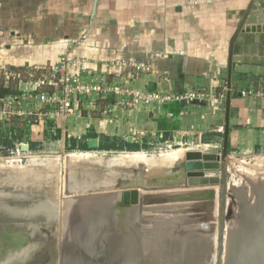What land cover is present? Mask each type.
Here are the masks:
<instances>
[{
  "label": "crops",
  "instance_id": "crops-1",
  "mask_svg": "<svg viewBox=\"0 0 264 264\" xmlns=\"http://www.w3.org/2000/svg\"><path fill=\"white\" fill-rule=\"evenodd\" d=\"M75 1L78 21L69 23L68 31L75 38L72 52L76 55L61 51V43L53 47L49 38H44L42 42L47 44L36 49V56H45L48 46L58 53L57 59L64 53L77 56L87 61L85 67L93 75H105L111 82H121V87L160 93L166 99L156 98L143 106L113 112L112 93L102 101L91 96L75 108L80 116L58 118L64 121L63 149L70 147L71 141L84 145L94 137L99 147L107 148L104 150L119 146L128 152L148 150L168 141L213 145L224 139L228 97L229 147L245 153L264 147V99L255 95L257 90H264L263 32L259 45L247 51L235 48L229 79L231 39L251 5L257 17L264 18V0ZM45 30L39 29L40 35ZM10 36L18 37V32L13 30ZM3 38L0 47L7 42L3 56L11 62L16 56L25 55L26 59L32 54L31 43L38 46L41 42L38 35ZM123 60L144 61L151 72L132 76L134 63ZM190 92L195 93L192 99L187 97ZM103 101L108 106L104 110ZM106 139L115 143L106 145Z\"/></svg>",
  "mask_w": 264,
  "mask_h": 264
},
{
  "label": "rangeland",
  "instance_id": "rangeland-1",
  "mask_svg": "<svg viewBox=\"0 0 264 264\" xmlns=\"http://www.w3.org/2000/svg\"><path fill=\"white\" fill-rule=\"evenodd\" d=\"M75 2V0H0V38L4 37L2 40H6L7 36H9L10 39H30V37L36 38V35L41 37L40 45H38L39 47L37 46V43H31L32 54L28 53L26 59L24 58L25 55H22L20 58L14 54L17 59H11L13 61L11 62L9 60L10 58L8 59L3 56L6 46H4V43L7 42H3V45L1 44L0 47V54L2 55L0 56V197H3L0 202H4L6 207H10V197V199L14 200V206L17 208L16 211L18 208L23 209L22 211L18 210L17 213L13 215H3V211L1 210L3 208L0 207V264H15L23 257L22 250H20L19 247L27 246L28 244V236L27 234L22 233L23 229L26 231L30 230L31 234H36L37 231H40V229L44 227L42 223H45L50 219L45 211H51L53 208H57V202L50 198V195L53 198L54 195H59V190L55 189L57 183H62L66 192L69 190L71 191V189L73 191L85 188L98 189L97 187H104L113 184L120 186L121 180H123L122 177L127 176L129 179L133 172L134 166H130L128 163V166H111L113 171L109 168L110 165L106 164V162L110 160L109 158H112L115 153H118L119 151H127L126 149L104 150L101 147L95 149H82V145L78 143H75V148H73V141L69 142L70 147L67 146L63 149L64 143L62 140L64 139L62 137L64 135L63 132L65 131L64 121L59 122L58 118H53L51 116V105L46 104L47 101L35 102V99L29 100V98L25 97L27 93L31 95L34 89L35 79L42 76V73H47L51 68V62L57 60L56 55L58 53H53V51H50V47L46 45L43 46H46V49L49 48L47 51L48 53L46 55L44 53L45 56H36V49H40L42 44H47L46 42H42L44 38H49L50 43H53L54 45L53 47L58 46V44L61 43V51L72 52V48L75 46L73 39L75 38L70 34L68 29L71 27V24L69 23L78 21L75 16L77 13L76 11H78L77 8L74 7ZM61 3L63 5H61ZM10 22L17 23L13 26H9L8 24ZM43 28H46V30L40 35L39 29ZM13 30L18 32V37L10 36ZM55 43H57V45ZM72 55L76 54L72 52ZM22 58L24 59L22 60ZM122 62H130V64L135 63L127 60H123ZM45 66L47 68H43ZM131 67L133 71H129L131 75L141 74L135 71L134 65H131ZM150 70L147 72H151ZM109 82H111V80ZM112 83H114V81H112ZM120 83L121 82L116 84L120 86ZM122 88L130 89L125 86ZM133 90L141 92L148 91L136 88ZM24 91L27 93H24ZM33 94L35 95L36 92H33ZM16 96L19 98V101L17 100V102L15 99ZM89 97L91 96H87L82 100L80 105L83 102L87 103ZM94 97L97 98L96 96ZM131 97V94L122 91L117 94V92L114 91L110 96V101L115 107L113 112L117 111L116 109H130L142 106L133 101V98L130 99ZM103 99L104 98L102 97H99V99L97 98V100L101 101ZM106 104H104L103 101L101 109H107L108 106ZM88 109L92 110L91 107ZM84 111L85 110H83V113ZM113 112L109 113L113 114ZM70 125L71 124L67 122V126L70 127ZM106 140L108 141L106 142V145H110L113 142L109 139ZM222 141L223 139L220 140V142L218 140V143L213 145H207L206 143L202 145L200 142L194 144L184 141L175 143H170L168 141L165 143L163 142V144L160 145L157 144L156 146H152L150 149L143 151L149 156V158H152L147 164L151 165L154 163L151 167L155 168L157 183L154 186L150 184L147 189L141 188L140 192L143 196L165 195L166 197L168 195L167 197L169 198L175 197V200H165V202L159 204L162 205V207L164 205L169 208L172 204H176L177 206L181 204L183 206L189 205L190 200H182L179 195L185 194L187 196L199 191H204L206 194V192L212 188H208V184H188L189 177L186 173L187 170L195 172L207 170L221 172L222 168L225 167L228 173V181H230V190H228V193L230 192L233 195L227 196V201L224 204L222 214H220L219 210L221 201L219 196L216 200H213V198L208 199L204 194L206 199L203 198V196L201 198L202 200H192L190 206H192L191 208L195 209L197 212H192L190 206L185 207V211L183 210L181 212L155 211V208L154 211H152V207L155 204L158 205L159 202L155 200V202L146 203L145 200L144 207L146 208L144 210L149 211H145L143 214L145 216L149 214L152 215H149L148 219L147 217L145 218L149 224L156 223L154 220L156 218H161L167 225L168 222L171 223L173 219H177V216L180 213L188 216H191L192 213H199L200 216L198 217L200 220L198 219V224L201 225L200 227H203L204 222L213 224L209 226L208 224H205L208 226L206 227L210 229L211 234L203 235V239H205L203 240V243L206 244L208 242V246H204L205 250H202L200 256H198L195 249L196 243L192 244L191 242L193 239L192 234L189 236L188 234L183 235V237H188L185 243L177 238L173 245L170 240H167L169 238L167 235L168 232H165V239H162L164 244H161V248L158 247L155 250L150 249L148 251V257L152 258L154 257L153 255L162 254L161 262L165 261L166 264H196L199 261V264H215L217 231L222 222H225L226 228H228V234L226 235L227 251L225 253V260L230 259L231 257V251L236 246L234 245V241L243 246L247 245L248 241H246V244H242L243 242L239 240V236H241L242 232H238V228L240 225L251 227L255 219H249L247 217L243 218L242 215L245 216L247 211L249 213L252 211L256 213L262 208V203L259 202L260 198L258 195H260V187L262 183H264V161L261 157L260 159H257V157H264V147H257L256 150L247 153L241 151V149L229 147L230 159H228L227 163H222L219 158L223 147ZM23 144L28 145L29 149H22ZM171 149H184L195 152L199 156L197 158L199 163H202L203 165L217 163L218 166L217 168H211L196 165L198 167L189 168L187 167L188 160H186L185 155H181L182 158L184 156V159L178 164L179 166L181 165V168L178 170L173 162L170 164L169 160L157 155L160 154L161 151H170ZM138 151L142 150L140 149ZM80 152H92L95 156H98L89 159L90 163H88L89 161L85 162V160H82L83 162L81 160L77 162L76 160H73L74 158H71V154H77ZM34 159H38V161H35ZM116 161L117 160H113L111 162L115 163ZM80 162L81 164L77 165ZM141 163L143 164V162ZM156 163L165 165V167L156 170ZM114 166L116 168H114ZM148 171L149 170L145 172ZM221 184L215 186L214 189L218 190ZM116 190H119V188L117 189L116 187ZM38 191L42 193L45 192L46 194H44V196L46 197ZM66 192L64 194H67ZM258 198L259 201H257ZM144 199L146 198L144 197ZM211 200H213V203L209 204V201ZM159 205L158 207H160ZM62 209H64L63 212L68 210L69 214L74 211L70 210L72 209V206L66 201L65 203L62 202L61 210ZM156 213L158 214V217H155V215H157ZM129 216L130 213L127 214L128 218H130ZM80 217V214L77 216L71 215V218L65 219L63 222V229L66 234L69 232L70 238H75L74 227L76 226V223L79 222ZM169 217H171L172 220H170ZM145 219H142V222L146 223ZM131 221L132 222L129 225L132 224V226L139 227L137 219L132 218ZM145 223H141L142 227H145ZM172 226L175 227V224H172ZM50 230L52 231V229ZM166 230L167 227L164 231ZM42 235L43 234H39L38 236L41 237ZM179 235L180 234L176 233V237ZM56 238L57 240L62 238L59 232H57ZM21 240H25L23 244L20 243ZM53 241L54 249L52 254L54 253V257L52 258L55 259V264H60V260L62 259H59L60 250L58 251V249H56V246H58L57 241ZM249 244L252 245V241H249ZM185 247H188L190 250L187 251ZM172 248H174L173 251H171ZM184 249L185 254L183 253L182 255ZM168 254L170 256L172 255L170 257L171 261L166 260L169 258ZM10 255H14L15 258L9 261ZM178 261L180 262L178 263Z\"/></svg>",
  "mask_w": 264,
  "mask_h": 264
},
{
  "label": "water",
  "instance_id": "water-1",
  "mask_svg": "<svg viewBox=\"0 0 264 264\" xmlns=\"http://www.w3.org/2000/svg\"><path fill=\"white\" fill-rule=\"evenodd\" d=\"M262 32L264 33V18H258L257 12L254 9V6L251 5L246 11L243 12L242 19H241V21L237 27V30L235 31V33L231 39V42H230L229 79L231 78V75H232V61H233L232 56H233V52H234L235 48L240 46L241 49H244L247 51L248 47L256 45V44L259 45V43H261V40L263 39ZM229 112H230V97H228V100H227L223 147H222V152H221L220 157H219L222 163H227L228 159H230V154H229V136H230ZM131 140H132L131 137H128V141H131ZM87 146L89 149L98 148L99 147L98 138L94 137V138L88 139L87 140ZM22 149H29V146L23 144ZM124 161H125V163L123 165L128 166V164H130V166H134V168H133V172L131 173V178L128 179L127 176H124L123 179L125 182L121 181L120 186L113 184V185H108V186L106 185L104 187H97L98 189L85 188V189L76 190V191L75 190L73 191L71 189V191L69 190L66 192L64 189V185L60 182L57 183L55 185L56 186L55 189L59 190V193H58L59 195H57V196L54 195V198H53L49 194L51 200H55L57 202V208H53V210H51V211H45V213L47 214V216L50 217V219L47 220L45 223H42L44 227L42 229H40V231H37L36 234L35 233L31 234V231H27L29 234V238L27 240L28 244H29V242L31 243V246H33L34 243L43 244V243H46L49 239H52V237H54L55 242L57 241V244H58V246H56V249H58V251L60 250L59 259L61 258V253H63L65 249L69 253V255L75 252V246L77 244V241H79L80 239H83V237L79 236V234H78L80 229H77L76 227L78 224L86 226L88 224L86 222H88V221H83L82 219H80L81 218L80 217L79 222L76 223V226L74 227L75 238H70L69 232H67V234H66L64 229H63V224H64L63 222L65 221V219L71 218V215L77 216L79 214L81 215V213H78L77 209H74V211H73V209H70L73 211L71 214H69L68 210L66 212H63L64 209L61 210V204H62V202L65 203V201L68 204H70L72 207H74V206L78 207L79 203H82L81 201H92V200L100 199L102 197L106 198V195H108L110 198H112L113 196H111V195H118L117 204H118V207H120V211L122 210V212H123V210H124V211H127V213H129L130 211L135 210V212H136L135 215L138 216L140 212L144 213L145 211H149V210H144L145 209V207H144L145 200H146V203H152V202H155V200H157V202H159L158 204H162L163 202H165V200L166 201L175 200V197L169 198V197H167L168 195L166 197H165V195L143 196V194L140 192L141 188L147 189V187L150 186V184H152L154 186L157 183V181H156L157 178L155 177V168L150 167V165L147 163L142 164L140 161L132 160L130 158H124ZM85 162H87V161L85 160ZM188 162H190V161H188ZM88 163H90V161ZM79 164H81V162ZM175 165H176V169L179 170L181 168L177 163H175ZM144 167H145V171H147V170H149V171L145 172ZM162 167H165V165H160V164L156 163V170L159 168H162ZM186 173L189 177L188 184H200V185L208 184L209 185L208 188H210V187H212V188L210 190H208L206 192V194L204 193V191H199V192L192 193V195H187V196L185 194L179 195L180 199H182V200L183 199H189L190 203H191V201L195 200V199L196 200H199V199L202 200L201 198L204 196V194L207 198L210 197L211 199L213 198V200H216L217 197L219 196V198L221 200L219 210H220V214H222L223 209H224V204L227 201V196L228 195L233 196L230 192L228 193V190H230V186H229L230 181H228L227 169L225 167H223L221 172L213 171V170L200 171V172L187 170ZM218 184H221V186L218 189L219 191L214 189V187L217 186ZM116 187H117V189L119 188V190H116ZM217 191H218V195H217ZM38 192L41 193L43 196H44V194H46L44 191H43L44 193H42L40 191H38ZM65 192L67 194H64ZM205 196L203 198H205ZM44 197H46V196H44ZM98 197H100V198H98ZM144 197L146 199H144ZM2 198L3 197H0V201ZM9 200L11 201L10 207H6L4 202H0V207L3 208V209H1L3 211V215H5V214L6 215H13V214L17 213L18 210H20V211L23 210V209L18 208V210L16 211L17 208H15V206H14L15 205V203L13 202L14 200L10 199V197H9ZM45 200H46V198H45ZM47 200H48V198H47ZM213 200L209 201V204L213 203ZM190 203H189V205H184V206L182 204L179 206L174 204V205L170 206L169 209L165 206L162 207V205H159L160 207H158V205H157V210L158 211L161 210L162 212L163 211L181 212L185 209V207H189ZM131 206H133V207H131ZM191 207L192 206H190V208ZM104 208H99L98 209L99 213H97V212L94 213V217H92V220H89V221L96 223V226H98V228H100L98 233H97L95 240H93L92 238H89L90 239V245L87 246V250L85 252L86 257L84 259L85 260L91 259V262H90L91 264H98L92 258L91 250L93 251V255L96 254L97 259L100 258L101 260H105V259H107L108 254H111L112 250L114 251V250L119 249L118 248V246H119V244H118V241H119L118 232L120 230L117 229V224H115L113 222V225H112V223H110L111 221L109 220V218H106L105 214L103 215L102 210H104ZM191 211L197 212L193 208H191ZM263 211H264L263 208H261V210L256 212L254 217H253L257 223L256 228H258L259 232H262V233H264L263 232L264 225L261 223L262 220L264 219ZM108 213L111 214L109 210H108ZM18 214H20V213H18ZM99 215L100 216L102 215V216L100 217ZM198 216H200L199 213H192L191 216L184 215V214L180 213L177 216V220L173 219V221H171V223L168 222V224H167L168 234L167 235L169 236L170 240L172 239V240H175V242H176V240L178 238V240H181L185 243V241L188 237H183V235L188 234V236H189L192 234L193 235V239L191 240L192 244H194V243L197 244L199 240L203 241L204 240L203 235L211 234L210 229H208L207 227L209 225H213V224L208 223V226L203 224V227H200L201 225L198 224V219H199ZM100 218H105V220L100 219ZM206 221H207V219H206ZM131 222L132 221H131V217H130V218H128V225ZM141 223H145V222H141ZM148 223L149 222L146 221L145 224H148ZM172 224H175V227H173ZM45 225H46V227H45ZM118 226L120 227V224ZM95 227H93V228H95ZM141 228H142V225L141 226L139 225V229H140L141 233L138 236V240L141 243V245L144 246L143 248L146 249V251H143L142 255L144 257H142L141 259H146V260H143V262L145 261V264H153L151 261V258L148 257L149 256L148 251H149L150 247L153 249V247H152L153 245H154V249L158 248V243H156V240H160L159 239L160 232L159 231L157 232L155 242L152 245L144 244L145 242L149 241L148 239H149L150 233L146 229H141ZM50 229H52V231ZM76 230H78V231H76ZM57 232H59L62 236V238L60 240H57V238H56ZM176 233L180 234V235L176 237ZM39 234H43V235L40 237V236H38ZM227 234H228V228H226L225 222H222V224L220 225V227L218 228V231H217V241H216L217 252H216L215 264H231V259H232L231 257H230V259L225 260V255H226L225 253L227 251V249H226V235ZM238 235H240V234H238ZM107 239H108V241L105 243V241ZM112 239L114 240V243L110 247V243L112 242ZM98 240H100L101 242H99ZM24 241L25 240H21L20 243L23 244ZM196 247H197V245H196ZM24 248L27 249L26 247H24ZM242 248H244L243 250L245 252H248L250 250H251V252H253L252 246H250V248L243 246ZM110 249H111V251H110ZM128 250H129V248H128ZM259 250H261V247L259 248ZM138 251L140 252V254L142 253L140 251V247H139ZM26 252H28V251H26ZM196 252H197V250H196ZM114 253H116V251H114ZM200 253L202 254V251ZM197 254H198V256L201 255L199 253H197ZM231 256H232V254H231ZM255 258L256 259L258 258V256H256L255 254H253V255L252 254L251 255L244 254L243 256H241V258L239 260H237L238 262L237 261L236 262H237V264H247L250 261V259H255ZM60 261H61V264L64 262L62 259ZM63 264H65V262ZM142 264H144V263H142Z\"/></svg>",
  "mask_w": 264,
  "mask_h": 264
},
{
  "label": "bare ground",
  "instance_id": "bare-ground-1",
  "mask_svg": "<svg viewBox=\"0 0 264 264\" xmlns=\"http://www.w3.org/2000/svg\"><path fill=\"white\" fill-rule=\"evenodd\" d=\"M184 149H186V148H184ZM184 149H174V150L171 149L170 151L167 150V151H163V152L161 151V153L157 154V155L159 157L161 156V158L164 157V159L169 160L170 164L172 162L174 164L175 163L180 164V161L184 159V156L182 158L181 155H185L186 160L190 161V162L187 163V167H189V168L198 167L196 165H200V166H203V167L217 168V166H218L217 163L208 164V165H203L202 163H199L197 161V158L199 157L198 154H196L195 152H191L189 150H184ZM71 156H72L71 158H74L73 160H76V161L79 162L80 159L81 160L90 161L89 159H91L93 157H97L98 155L95 156V154L92 153V152H85V153L80 152V153H77V154L73 153V154H71ZM260 157L264 161V157H262V156L257 157V159H260ZM124 158H130V159L137 160V161H140V162H143V163H149L150 160L152 159V158H149V156L143 151H133V152L119 151L118 153H115L112 158H109L110 160H108L106 162V164L110 165L109 168L113 171V168H112L113 165H123V163H125ZM34 160L38 161V159H34ZM113 160H117V161L115 163H113V162H111ZM71 161H72V159H71ZM77 165H80V164L78 163ZM153 165H154V163H153ZM153 165L151 164L150 167L153 166ZM114 168H116V167L114 166ZM117 168H119V167H117ZM17 176H20V175H17ZM123 178L124 177H122V179ZM123 180H121V181H123ZM18 183H19V181H18ZM93 186H96V185H93ZM26 188H27V186H26ZM260 188H261L260 193H259L260 195H258V197L260 198V201H259V198L257 199V201L262 203L261 207L264 209V183H262ZM165 193H167V192H165ZM111 196H113V197L110 198L108 195H106V198L98 197L100 199L92 200V201H81L82 203H79L78 207H75V206L72 207L73 210L77 209V212L81 213V215H82L81 219L83 221H88V222H86L88 224L86 226L85 225H78L76 227L77 229H80L78 234H79V236H82L83 239H80L79 241H77V244L75 246V252L69 255V253L65 249L64 252L61 253V258L65 262V264L66 263L67 264H81V263H83V262L80 263L79 260H80V258L82 257L83 254L84 255L86 254L85 252L87 250V246L90 245V239L89 238H92L93 240H95L96 236H97V233H98V231L100 229V228H98V226H96V223H94L92 221H89V220H92V217H94V213H96V212L99 213V210H98L99 208H104V207L106 209L104 208V210H102L103 211V215L105 214L106 218H109V220L111 221L110 223H112V225H113V222L115 224H117V229L120 230L118 232V237H119V241H118L119 246H118V248L120 250L119 249L118 250H114V251H116V253H114V251L112 250L111 254H108L107 259H105V260H101L100 258L97 259L96 258V254L93 255V251L91 250L92 258L98 264H142V263L145 264V262H143V260L141 258L144 257L142 254H143V251H146V249L143 248L144 246L141 245V243L138 240V236L140 235L141 231H140L138 226L135 227V226H132V224L128 225V217H127L128 213L125 212L124 210H123V212H122V210L120 211V207H118V204H117L118 195H111ZM209 198L210 197H208V199ZM154 207H155V211H157V205L156 204L152 207L153 208L152 211H154ZM108 210L110 211L111 214L108 213ZM129 213H130L129 217H131V219L132 218L137 219L140 226L142 225L141 224L142 219H145L147 216L151 215V214L148 213L149 215L145 216L143 214V212H140L139 215L136 216L135 215V213H136L135 210H132ZM263 213H264V211H263ZM215 214H217V213H215ZM254 215H255L254 211H252L251 213H249L247 211L246 215L245 216L242 215V216H243V218L247 217L249 219H253ZM156 216L158 217V214L155 215V217ZM171 217H169V218L172 220ZM148 218L149 217H147V219ZM153 218H154V216H153ZM100 219H104L105 220V218H100ZM174 220H177V219H174ZM154 221H156V223H150V224L148 223L147 225L145 224V227L141 228V229H146L150 233V236H149V239H148L149 241L145 242L144 244L152 245L155 242V238H156L157 232L159 231L160 232V234H159V239L160 240H156V243H158V247L161 248V244L163 243L162 239L164 238V233L167 232V230L164 231V229H166L167 225H166V223H164V221L161 218H156ZM206 223L204 222V224H206ZM261 223L264 225V219L262 220ZM119 224H120V227L118 226ZM256 225H257L256 220H254L253 225L251 227H246V225L245 226L244 225L243 226H241V225L239 226L238 232H242L241 236H239V240L243 242L242 244H244V243L246 244V241H248L246 247L250 248V246H252V249H253L252 251L254 253L251 252V250L250 251L247 250L248 252H245L243 250L244 248H242L243 245L237 244L234 241V245H236V246L233 248L234 250H232V252H231V254H232V256H231V258H232L231 259V264H237V262H238L237 260H239L241 258V256H243L244 254H248V255L255 254L256 256H258L257 259L256 258L255 259H250V261L247 264H264V233L259 232V229L256 228L257 227ZM93 227H95V228H93ZM28 231H30V230H28ZM263 232H264V230H263ZM22 233L27 234V236L29 238V234H28V232L25 229L22 230ZM53 240H54V237L52 239H49L46 243H43V244L34 243V245L31 246V243L29 242V244H27V246L19 247L20 250H22L23 257L20 258L18 260V262H16L15 264H55V261H54L55 259L52 258V257H54V253L52 254L53 249H54L53 248V245H54V241ZM167 240H170V238H168ZM98 241L101 242L100 240H98ZM107 241H108V239L105 241V243ZM249 241H252L253 245L249 244ZM170 242H171V244L174 245L175 240L171 239ZM113 243H114V240L112 239V242L110 243V247L112 246ZM229 243H228V245H229ZM196 245H197V247L195 249L197 250V253L201 254L200 252L203 249L205 250V247L208 246V242L205 244V243H203V241L199 240ZM24 247H26L27 249H25ZM139 247H140V251L142 252L141 254L138 251ZM152 247L154 249V245ZM260 247H261V250H259ZM128 248H129V250H128ZM150 249H152V248L150 247ZM185 249L187 251L190 250L188 247L187 248L185 247ZM185 249H184V251H182V255L185 252ZM173 250H174V248L171 249V251H173ZM26 251H28V252H26ZM110 251H111V249H110ZM153 256L154 257L151 258V261H152L153 264H166L165 261H162L163 263L161 262L162 254H158V255L156 254V255H153ZM171 256L169 255L168 256L169 258L166 259V260H168V261L170 260L171 261V258H170ZM11 257H13V258H11ZM158 257H159V259H158ZM14 258H15L14 255H12V256L10 255L9 261L14 259ZM192 261H193V259H192ZM179 262L180 261H178V263ZM199 263H200V261L197 262L196 264H199ZM60 264H61V262H60ZM202 264H204V263H202Z\"/></svg>",
  "mask_w": 264,
  "mask_h": 264
},
{
  "label": "built area",
  "instance_id": "built-area-1",
  "mask_svg": "<svg viewBox=\"0 0 264 264\" xmlns=\"http://www.w3.org/2000/svg\"><path fill=\"white\" fill-rule=\"evenodd\" d=\"M86 63L85 59L67 53L62 54L56 61L51 62V68L47 73L44 72L42 76L35 79L31 95L24 91L27 93L24 96L29 100L35 99V102L47 101L46 104L51 105L52 114L49 112L51 116L64 120L69 116L75 117L81 114L76 112L75 108L77 109L80 102L87 96L107 98L114 91L117 94L122 91L131 94L133 101L139 105L148 104L156 98L166 99V96H162L160 93L123 89L116 83L109 82L105 75H93L92 70L85 67ZM133 65L138 73L150 70V66L144 61ZM33 92L36 94L34 95ZM255 95L264 99V90H257ZM187 96L192 99L195 97V93L190 92ZM15 99L16 102L19 101L18 96Z\"/></svg>",
  "mask_w": 264,
  "mask_h": 264
},
{
  "label": "trees",
  "instance_id": "trees-1",
  "mask_svg": "<svg viewBox=\"0 0 264 264\" xmlns=\"http://www.w3.org/2000/svg\"><path fill=\"white\" fill-rule=\"evenodd\" d=\"M130 74H131V73H130ZM72 147L75 148V143H74V145H73ZM81 148H82V149H89V148H87V144L82 145ZM101 148H102V149H107V148H105V147H101ZM108 149H119V146L109 147Z\"/></svg>",
  "mask_w": 264,
  "mask_h": 264
},
{
  "label": "flooded vegetation",
  "instance_id": "flooded-vegetation-1",
  "mask_svg": "<svg viewBox=\"0 0 264 264\" xmlns=\"http://www.w3.org/2000/svg\"><path fill=\"white\" fill-rule=\"evenodd\" d=\"M85 257H86V256L83 254L79 261H80V262H83V264H91V263H90V262H91V259H89V260H85V259H84Z\"/></svg>",
  "mask_w": 264,
  "mask_h": 264
},
{
  "label": "clouds",
  "instance_id": "clouds-1",
  "mask_svg": "<svg viewBox=\"0 0 264 264\" xmlns=\"http://www.w3.org/2000/svg\"><path fill=\"white\" fill-rule=\"evenodd\" d=\"M192 93V92H191ZM189 94V93H188ZM143 106V105H142Z\"/></svg>",
  "mask_w": 264,
  "mask_h": 264
}]
</instances>
